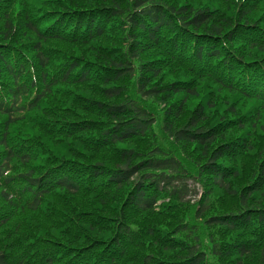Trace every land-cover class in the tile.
Listing matches in <instances>:
<instances>
[{"label":"trees","instance_id":"1","mask_svg":"<svg viewBox=\"0 0 264 264\" xmlns=\"http://www.w3.org/2000/svg\"><path fill=\"white\" fill-rule=\"evenodd\" d=\"M0 264H264V0H0Z\"/></svg>","mask_w":264,"mask_h":264},{"label":"rangeland","instance_id":"2","mask_svg":"<svg viewBox=\"0 0 264 264\" xmlns=\"http://www.w3.org/2000/svg\"><path fill=\"white\" fill-rule=\"evenodd\" d=\"M117 33H112V35H116ZM131 41V38L127 39V42H124V48L125 46L128 45V43ZM102 45H106V43H102ZM132 57H130L131 59ZM133 86L131 85V92L133 91ZM152 108L154 109L155 112L159 111L162 108V105H160L159 103H152ZM154 131L157 134V139L160 140L162 138V134L161 131H163V127H161L159 124H157L154 127ZM193 152V150L190 151V153ZM194 180L190 179L189 180V184L193 185ZM198 183H196L195 187L193 186H189V189L191 194L190 196H188L186 198V201L195 203L196 205H198L203 201V198L205 197V191H204V187L200 184L197 185ZM197 186V188H196ZM219 192L218 196H216L215 198L212 199L213 202H215L218 206L219 209L221 210H228L231 205H232V201L231 198L227 197L226 195H235V193H237L238 191H240L239 186L236 184V182H232V183H228L227 186H224V188H216ZM247 193L243 194V198L245 199L247 197ZM225 197V198H224Z\"/></svg>","mask_w":264,"mask_h":264}]
</instances>
